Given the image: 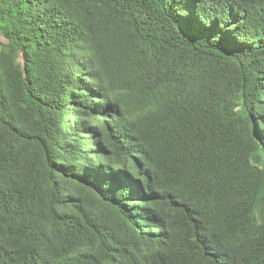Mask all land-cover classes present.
<instances>
[{
  "label": "trees",
  "instance_id": "16d2710c",
  "mask_svg": "<svg viewBox=\"0 0 264 264\" xmlns=\"http://www.w3.org/2000/svg\"><path fill=\"white\" fill-rule=\"evenodd\" d=\"M0 264H264V0H0Z\"/></svg>",
  "mask_w": 264,
  "mask_h": 264
}]
</instances>
